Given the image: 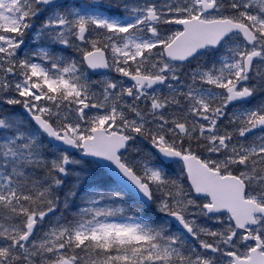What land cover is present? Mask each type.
I'll use <instances>...</instances> for the list:
<instances>
[{
	"label": "snow or ice",
	"instance_id": "snow-or-ice-1",
	"mask_svg": "<svg viewBox=\"0 0 264 264\" xmlns=\"http://www.w3.org/2000/svg\"><path fill=\"white\" fill-rule=\"evenodd\" d=\"M0 264H264V0H0Z\"/></svg>",
	"mask_w": 264,
	"mask_h": 264
}]
</instances>
